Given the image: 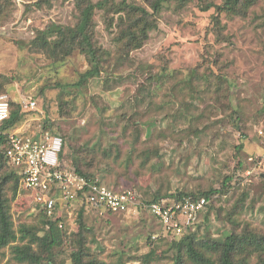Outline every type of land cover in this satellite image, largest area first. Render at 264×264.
Instances as JSON below:
<instances>
[{
    "label": "rangeland",
    "instance_id": "rangeland-1",
    "mask_svg": "<svg viewBox=\"0 0 264 264\" xmlns=\"http://www.w3.org/2000/svg\"><path fill=\"white\" fill-rule=\"evenodd\" d=\"M36 1L15 0L12 10L0 19V73L13 78L3 93L21 103L29 96H36L38 101L39 110L23 121L27 128L34 132L43 129L45 116L49 115L55 123L54 132L61 136L66 133L77 145L102 144L111 149L108 155L96 147L100 169L93 167L91 171L111 188L134 187L143 197H151L155 190L169 194L178 188L192 191L220 187L225 175L236 174L229 192L215 198L213 206H205L195 232L218 237L230 227H241L245 222L264 228V212L260 208L264 196L260 197L258 176L261 173L264 177V0L245 17L223 14L219 30L211 22L214 8L203 11L197 0H192L185 8L177 9L175 2H171L162 11L158 28L150 32L144 46L122 58L121 64L115 60L119 57L113 40L115 28L107 27L104 11L98 8L94 16L98 39L112 52L109 69L114 74L107 86L90 82L89 88L77 94L69 117L60 115L59 81L56 83L51 72L54 65L30 41L37 29L51 23L74 25L78 20L76 0H43L39 4ZM113 16L117 19L116 14ZM163 60L168 62L175 78L154 90L155 94L147 97L140 108L146 112L141 115L142 135L134 150L133 131H125L126 122L121 117L124 109L118 102L134 100L138 86L145 80L144 67L153 65L154 71H159ZM199 63L203 64L198 69L199 77L209 72L210 66L216 72L223 69L226 73L232 84L230 107L239 111L242 132L235 129L237 114L231 117L233 110L223 108L212 89L198 92L193 98L187 86H183L189 71ZM58 65L61 82L76 81L90 68L88 59L79 51ZM46 83L52 85L40 95V88ZM195 83L200 85V79ZM43 106L49 110L47 115ZM125 111L133 117L134 105ZM195 130L199 136L193 133ZM237 144L242 148H236ZM150 149L154 154L152 161L141 168L140 154ZM132 151L134 162L128 168L124 161ZM250 157L263 162L252 163ZM240 158L244 160L242 167L238 165ZM156 167L162 169L155 170ZM244 191L247 197L243 202ZM36 204L35 192L23 187L13 201L16 223L35 222ZM59 204L69 231L78 229L82 210V219L91 228L89 246L102 261L143 264L144 256L150 251L149 237L152 241L156 239L155 249L172 253L174 236L165 233L144 208L119 214L104 210L100 214L81 201L59 200ZM63 257L69 258L68 253H63ZM15 263L7 248L0 264ZM167 263L168 258L151 262Z\"/></svg>",
    "mask_w": 264,
    "mask_h": 264
},
{
    "label": "trees",
    "instance_id": "trees-1",
    "mask_svg": "<svg viewBox=\"0 0 264 264\" xmlns=\"http://www.w3.org/2000/svg\"><path fill=\"white\" fill-rule=\"evenodd\" d=\"M42 1L38 0L36 4ZM191 1L76 0L78 20L74 25L51 23L45 28L37 29L30 44L36 50L46 53L54 65L51 72H54L52 76L55 77L56 83L59 81L57 83V87L60 89L58 108L61 117H69L72 114L74 98L77 94L83 93L84 89L89 88L90 82L105 86L106 84L108 85L109 80L113 77L114 71L109 69V63L112 62V52L104 48L98 39L94 17L98 8L104 11L107 27L109 29L115 28L113 40L119 53L118 59L115 60L117 64H121L122 58L128 57L131 51L142 48L148 41L150 32L158 28L159 18L168 4L175 2L177 9H183ZM259 2L260 0H197V5L203 11L214 8L215 11L211 15V22L214 28L219 30L222 27L221 16L223 14L230 17H245L250 9L259 4ZM14 5L15 0H0V19L7 16ZM113 14L117 15V19L114 18ZM75 51H79L88 59L90 68L81 73L76 81L61 82L57 74L59 71L58 66H60L58 63L65 62L67 57L71 56ZM167 64L168 62L163 60L159 71H154L153 65L145 66V80L138 86V92L135 93L134 100L130 98L127 101H117L124 109L121 117L126 122L125 131H128V129L133 131L134 142L132 143V148L134 150H136L135 144L141 139L142 135L141 115L146 112L140 108L147 97H152L155 91L160 89L167 80L175 78ZM199 65L189 71V76L183 81V86H187L193 98L198 92H207L212 89L216 93L215 95L218 96V103L224 106L223 108L231 109L232 84L224 70L220 69L219 72H216L210 66L209 72H204L199 77L198 69L203 64L199 63ZM214 76L215 78L212 79ZM198 79H200V85L195 83V80ZM12 81V77L0 73V93L6 92L7 85ZM49 85L52 84L46 83L40 88V95L46 91ZM33 98L36 99L37 97L33 96ZM133 105L135 114L132 117L127 114L125 109ZM231 110H233L231 117H234L233 114L239 112L235 108ZM33 112L36 111L24 110L21 102L10 99V115L1 125L3 131L0 132V262L1 257L6 254V249L9 248L12 258L16 261L15 264H109L100 260L96 252L89 246L91 228L84 223L82 210L79 212L78 217L79 227L74 231H69L64 215L60 213L62 207L59 201L56 204L58 213L53 217L47 215L42 205L37 202L38 213L36 221L16 223L13 213V201L16 200L19 192L23 189L22 174L9 163L6 157V133L25 121L29 114ZM48 112L49 110H45L46 115ZM137 115H140L141 118L137 117ZM239 117L240 115L237 114L234 124L235 129L242 132L244 127L238 123L241 121L238 119ZM221 121L224 122L225 120ZM40 130H48L53 134H57L54 132L55 123L49 115L45 116L43 129L41 128ZM197 132L198 130L193 131L196 136H199ZM151 133L152 130H150L149 134L151 135ZM62 137L64 143L59 155L60 167L73 170L90 179H96V173L91 171L93 167L99 168L96 147L108 155H110L111 149L104 148L102 144L91 146L89 143H85L77 145L73 142V137L67 136L64 132ZM236 148L241 149L242 145L237 144ZM130 153V156L124 161L127 167L134 162L133 154L135 153L134 151ZM153 155L151 149L141 152V168H144L152 161ZM262 160L250 157L252 163L262 164ZM243 163L244 160L240 158L238 165L242 167ZM161 169L156 167L155 170ZM235 175H225L220 187L212 186L205 190L189 191L178 188V191L169 194H163L160 190H155L151 192V197H143L138 194L134 187L127 189H132L138 199L142 198L141 202L143 205H139V209L142 206L144 207L145 204L152 202L176 203L184 201L186 198L196 199L201 197L207 198V205L213 206L212 202L215 198L229 192ZM258 176L261 181L259 188L262 194H259L261 197L264 196V177L261 173H258ZM228 183L229 186L226 187ZM55 195L58 194L56 193ZM246 197L247 193L244 191L241 201L244 202ZM260 208L264 212V203ZM238 209L240 208L238 207ZM61 223H63V226H60ZM195 229L182 236L172 235L174 237H172L171 241L172 253L170 254H165L164 251L155 249L153 245L156 239L152 241L149 237L150 251L144 256L143 264H151L153 260L159 258H168L167 264L169 262L170 264H264V228L245 222L241 227H230L218 237L198 235ZM63 253H68L69 258L63 257Z\"/></svg>",
    "mask_w": 264,
    "mask_h": 264
},
{
    "label": "built area",
    "instance_id": "built-area-1",
    "mask_svg": "<svg viewBox=\"0 0 264 264\" xmlns=\"http://www.w3.org/2000/svg\"><path fill=\"white\" fill-rule=\"evenodd\" d=\"M21 104L24 110L38 108V101L32 96L24 98ZM9 115L10 96L0 93V132L3 131L2 123ZM6 134V157L9 163L22 174V186L35 192V200L42 205L47 215L53 217L58 213L56 204L59 200L68 203L81 201L100 214L104 210L108 213L139 210L142 202L132 189L116 190L98 178L93 180L73 170L61 168L59 155L64 143L61 135L42 130L31 131L24 122ZM207 204V198L201 197L186 198L176 203L152 202L142 208L156 219L165 233L182 236L200 222Z\"/></svg>",
    "mask_w": 264,
    "mask_h": 264
},
{
    "label": "crops",
    "instance_id": "crops-1",
    "mask_svg": "<svg viewBox=\"0 0 264 264\" xmlns=\"http://www.w3.org/2000/svg\"><path fill=\"white\" fill-rule=\"evenodd\" d=\"M90 207V206H89ZM92 208V207H91ZM93 209V208H92ZM93 210H95V209H93ZM117 214H119V213H117ZM154 218V217H153ZM155 219V218H154ZM156 220V219H155Z\"/></svg>",
    "mask_w": 264,
    "mask_h": 264
}]
</instances>
